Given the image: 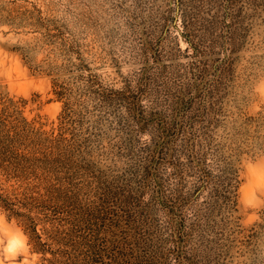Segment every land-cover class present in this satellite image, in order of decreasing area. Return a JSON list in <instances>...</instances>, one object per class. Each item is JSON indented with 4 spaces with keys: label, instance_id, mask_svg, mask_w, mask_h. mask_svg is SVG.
<instances>
[{
    "label": "rangeland",
    "instance_id": "rangeland-1",
    "mask_svg": "<svg viewBox=\"0 0 264 264\" xmlns=\"http://www.w3.org/2000/svg\"><path fill=\"white\" fill-rule=\"evenodd\" d=\"M0 145V264H264V0H0Z\"/></svg>",
    "mask_w": 264,
    "mask_h": 264
},
{
    "label": "trees",
    "instance_id": "trees-1",
    "mask_svg": "<svg viewBox=\"0 0 264 264\" xmlns=\"http://www.w3.org/2000/svg\"><path fill=\"white\" fill-rule=\"evenodd\" d=\"M2 143V142H1ZM12 153H11V150L7 147V146H1L0 145V168H2L5 172L8 171L10 165H14L13 164V161H12V158L13 156H11ZM7 161L8 164H4L3 162ZM0 205H2L3 207L7 208V210H9L11 213H17L16 210H14L13 207H11L13 204L12 203H9L8 202V199L7 198H4L3 196V193H0ZM18 214V213H17ZM21 216H25L23 214H21ZM27 220H31L30 218H28ZM28 225V223H26ZM29 229L31 228V225H29L28 227ZM92 233H95L96 231L94 230H91ZM42 237H37L36 239V242H37V245H35V247H37L38 249V246H49L48 243H42L40 240H41ZM87 246L89 247H92V245L90 243L87 244ZM38 250H44V249H38Z\"/></svg>",
    "mask_w": 264,
    "mask_h": 264
}]
</instances>
